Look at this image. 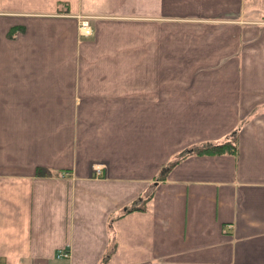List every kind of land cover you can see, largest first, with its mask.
I'll list each match as a JSON object with an SVG mask.
<instances>
[{
	"label": "crops",
	"instance_id": "crops-1",
	"mask_svg": "<svg viewBox=\"0 0 264 264\" xmlns=\"http://www.w3.org/2000/svg\"><path fill=\"white\" fill-rule=\"evenodd\" d=\"M0 261L264 264V0H0Z\"/></svg>",
	"mask_w": 264,
	"mask_h": 264
},
{
	"label": "trees",
	"instance_id": "trees-1",
	"mask_svg": "<svg viewBox=\"0 0 264 264\" xmlns=\"http://www.w3.org/2000/svg\"><path fill=\"white\" fill-rule=\"evenodd\" d=\"M236 151V147L230 143H224L220 145H212L210 147H206L204 149H199L198 153L200 154H225V153H234Z\"/></svg>",
	"mask_w": 264,
	"mask_h": 264
},
{
	"label": "built area",
	"instance_id": "built-area-1",
	"mask_svg": "<svg viewBox=\"0 0 264 264\" xmlns=\"http://www.w3.org/2000/svg\"><path fill=\"white\" fill-rule=\"evenodd\" d=\"M83 27L88 29L87 25H83ZM84 33L89 34V29L86 32H84ZM69 256H70V253H68L66 251H62L58 255L59 258H69ZM0 264H3V263L0 261Z\"/></svg>",
	"mask_w": 264,
	"mask_h": 264
},
{
	"label": "rangeland",
	"instance_id": "rangeland-1",
	"mask_svg": "<svg viewBox=\"0 0 264 264\" xmlns=\"http://www.w3.org/2000/svg\"><path fill=\"white\" fill-rule=\"evenodd\" d=\"M102 169H104V167H102L101 169H99V168L97 169V168H96L95 170L97 171V174H100V171H101Z\"/></svg>",
	"mask_w": 264,
	"mask_h": 264
}]
</instances>
